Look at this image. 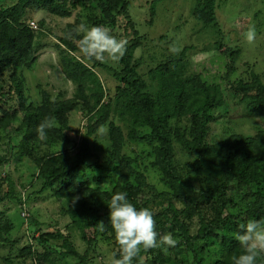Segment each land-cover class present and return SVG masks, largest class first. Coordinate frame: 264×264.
<instances>
[{"label":"trees","instance_id":"obj_1","mask_svg":"<svg viewBox=\"0 0 264 264\" xmlns=\"http://www.w3.org/2000/svg\"><path fill=\"white\" fill-rule=\"evenodd\" d=\"M162 1L150 0L152 15ZM130 4V0H0V141L6 138L12 146L7 154L0 155V166L14 158H33L37 180L42 181L40 193L51 191L62 200L64 211L74 216L73 224L87 246L85 255H81L69 233L56 229L38 238L45 245L44 254L30 244L20 250V256H41L46 261L53 243L63 240V252L88 264L100 237L105 235L104 240L116 244L113 253L119 259L120 248L108 223L107 204L114 194L123 192L137 208L153 211L161 237L170 233L177 241L174 246L162 244L142 250L133 264H188L189 254L197 260L205 242L219 236L224 247L216 264H233V258L244 251L238 239L241 226L250 220L264 223V128L253 136L232 134L216 143L208 139L216 120L214 112L227 105L229 94L245 102L253 113L264 110V81L253 73L250 79L224 88L207 83L200 74L186 75L184 49L179 56L170 55L150 69L152 82H147L139 71V62H134L144 36L132 19ZM29 9L45 10L61 19L76 14L75 22L69 23L55 43L63 72L76 85L71 98L61 93L54 99L41 89V100L36 102L27 94L23 72L34 68L48 37L44 20L38 29L29 25ZM193 17L205 27H217V0H199ZM80 24L110 27L111 34L118 27L123 29L117 39L127 41L126 51L115 61L116 67L107 59L87 60L82 56L80 37L75 32ZM240 52L230 47L224 52L231 58L228 75L235 70ZM97 69L111 72L117 80L114 92L108 90ZM77 111L86 123L73 130L72 116ZM46 118L53 119L55 126L41 137L37 129ZM104 128L109 136L106 143H101L98 136ZM124 128H129L128 134ZM18 134L21 138L13 144ZM72 142L71 147L37 154L39 146ZM141 144L148 154L138 152ZM176 146L193 157L185 169L177 161ZM150 169L159 172L161 182L169 189L161 191L149 181ZM98 171L117 176L111 189L103 188L102 178L95 175L96 186L82 181V177ZM7 184V191L1 189L3 184L0 186V202L11 200L25 205L31 194L19 196L14 181L8 179ZM233 187L236 196L243 194L242 202L251 199L250 214L232 211L241 206L231 195ZM28 219L39 225L32 216ZM15 228L11 216L0 212V246L12 244ZM2 258V264H9V257ZM199 264H203L201 259ZM257 264H264L263 255Z\"/></svg>","mask_w":264,"mask_h":264},{"label":"rangeland","instance_id":"obj_2","mask_svg":"<svg viewBox=\"0 0 264 264\" xmlns=\"http://www.w3.org/2000/svg\"><path fill=\"white\" fill-rule=\"evenodd\" d=\"M199 0H164L159 3L155 15L151 14L150 0H130L129 12L135 22L136 28L144 36V42L135 52L134 62H139V71L147 82H152L149 71L159 63L164 62L170 55H180L186 49L184 64H186V75L200 74L209 84H220L224 88L237 82L240 79H250L253 73L260 75L264 81V0H217V27H205L193 17V11ZM76 14L70 18L61 19L51 15L45 10L28 11V19L35 20L38 25L41 20L45 21L43 30L48 34L43 41L44 46L39 52V59L32 70L23 72L26 78L27 94L36 102L41 100L40 90L48 91L56 99L61 93L65 98H71L76 91V85L69 80L62 69L59 56V47L55 45L64 35V30L69 23H74ZM250 26H255L256 38L249 43L246 39V32ZM40 28V25H39ZM111 30V28H108ZM123 32L122 28L113 30L112 35L117 38ZM222 43V45L220 44ZM240 51L239 59L236 62L235 70L228 75V65L231 62L229 55L224 54L227 48ZM110 65L116 67L115 61L107 58ZM101 78L105 81L108 90L114 92L118 84L111 72L97 69ZM227 105L214 112L216 120L211 124L208 141L216 143L227 139L232 134H243L246 136L255 135L264 128V110L253 113L245 102L238 100V97L229 94ZM118 123L121 124L117 120ZM86 123L81 111L73 113L71 126L73 130L82 128ZM17 126V123L15 124ZM126 134L129 128H124ZM74 136V133H71ZM108 129L104 128L98 139L106 143ZM21 138V134L15 136L13 144ZM69 144L58 146L37 147L38 156L51 151H58L71 147ZM9 140L0 141V155L8 153ZM135 147V146H134ZM140 154L147 152L141 144L136 148ZM176 158L183 169L193 159L187 153L176 146ZM38 168L33 158H24L18 161L11 159L9 163L0 166V186L7 191V181H14L19 196L25 197L31 194L25 205L17 201L6 200L0 202V212L9 214L14 221L16 228L12 232V244L0 246V263L2 257H9V264H83L81 258L63 252V240L53 243L49 250L48 259L45 261L41 256H20V250L34 245L39 254L46 251L45 245L38 241L43 232L61 229L69 233L70 240L75 249L85 255L87 246L82 240L80 231L74 226V216L67 214L62 206V200L53 196L51 191L40 193L42 181L37 180ZM101 177L100 185L103 188H112L117 176H110L106 172L98 171L89 173L82 177V181L96 186L95 176ZM149 181L155 183L163 191L169 189L161 182V175L158 171L147 172ZM194 180L197 178L195 177ZM236 185V184H235ZM237 186V185H236ZM231 195L240 207H233L235 214L248 215L252 212V201H243V194L236 196L234 189ZM30 216L39 222V225L31 224ZM264 225V223H262ZM69 227V228H68ZM110 236V234H108ZM100 240L91 253L88 264H114L115 258L113 249L116 244ZM223 237H214L205 242L204 251L200 252L199 258L194 259L191 253L188 255V264H216V261L223 256ZM50 242L47 244L49 245ZM264 256V255H263Z\"/></svg>","mask_w":264,"mask_h":264},{"label":"clouds","instance_id":"obj_3","mask_svg":"<svg viewBox=\"0 0 264 264\" xmlns=\"http://www.w3.org/2000/svg\"><path fill=\"white\" fill-rule=\"evenodd\" d=\"M75 32L80 37L79 51L87 60L104 61L107 57L112 61H119L125 54L127 41L115 38L103 25L80 24ZM255 38V26H250L246 39L252 43ZM54 126L55 121L46 118L39 125L38 134L44 137L46 130ZM107 205L110 210L108 223L120 248V258L114 264H133L134 258L142 250L157 248L162 244L174 246L177 243L170 233L161 237L156 230L153 211L148 207L137 208L125 193L114 194ZM241 228L243 231L238 239L244 251L233 258V264H257V259L264 255V225L250 220Z\"/></svg>","mask_w":264,"mask_h":264},{"label":"built area","instance_id":"obj_4","mask_svg":"<svg viewBox=\"0 0 264 264\" xmlns=\"http://www.w3.org/2000/svg\"><path fill=\"white\" fill-rule=\"evenodd\" d=\"M29 25L33 28V29H38V23L35 20H30L29 21Z\"/></svg>","mask_w":264,"mask_h":264}]
</instances>
